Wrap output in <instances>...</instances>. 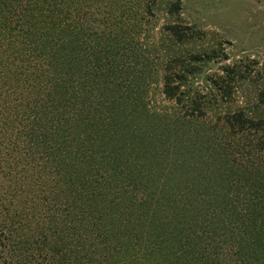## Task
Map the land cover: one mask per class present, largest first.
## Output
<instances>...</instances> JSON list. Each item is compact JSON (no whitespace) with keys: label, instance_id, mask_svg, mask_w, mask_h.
Here are the masks:
<instances>
[{"label":"trees","instance_id":"obj_1","mask_svg":"<svg viewBox=\"0 0 264 264\" xmlns=\"http://www.w3.org/2000/svg\"><path fill=\"white\" fill-rule=\"evenodd\" d=\"M154 1L143 0L142 13ZM132 6L0 0V264H264V163L243 152L239 169H211L202 158L220 147L226 161L227 146L205 129L185 135L189 120L230 100L236 64L205 75L212 89L201 97L193 81L213 53H178L195 29L164 24L153 51L162 55V94L176 109L161 116L141 105L130 114L132 91L144 89L141 70L154 66L143 56L148 64L135 67L132 13L143 15ZM129 117L144 153L121 169L130 162ZM216 118L230 134L264 132V117L241 109ZM249 142L264 150V139ZM180 143L197 148L191 166L186 150L167 157Z\"/></svg>","mask_w":264,"mask_h":264},{"label":"rangeland","instance_id":"obj_2","mask_svg":"<svg viewBox=\"0 0 264 264\" xmlns=\"http://www.w3.org/2000/svg\"><path fill=\"white\" fill-rule=\"evenodd\" d=\"M172 1L155 0L149 9L142 13L145 9L143 0L140 2L133 0L132 10L138 9V13L143 15L139 21L138 16L133 19L132 13V34L130 36H132V44H135L136 47L135 67L143 68L148 64L143 56L148 57L154 66L149 65L141 70L144 76L142 79L145 80L144 89L139 97H137L136 90L132 91V106L129 108V113L131 114L133 109L134 114L139 113L138 110L141 109V105H144L150 113L163 116L166 112L172 116L173 108L176 109V105L162 94L160 61L162 55L160 52H154L153 47H157L161 28L164 24L178 23L189 26L195 29V37L187 43L177 46L178 53L183 55H187L186 53L191 51L213 53L210 61L202 67V73L196 76L193 81V88L199 91V95L205 97L212 89L210 82L205 81V75L216 79L223 73L222 67L225 64L235 63L240 79L233 86L229 101L211 103L210 110L202 119L189 120L191 123L185 135L193 140L194 129L200 131L205 129L204 131L209 133L208 137H212L216 143H224L227 146L224 149L226 161L220 159V147L211 150L213 157L202 158L204 164L207 163L208 158L211 159L209 165L211 169H223L224 167L239 169L242 162L241 153L243 152L259 165H263L264 150L259 147L260 149L256 151L254 149L255 144H250L249 141L253 140L259 146L258 143L264 139V132H256V135L244 133V136L230 134L225 131L227 128L224 129L221 122L216 121V117L218 114L223 115L225 112H233L239 109L252 118L264 117V103L259 98L260 92L264 94V0H181V10L177 13H170L169 7ZM161 52L162 54L166 53ZM170 52L168 51V54ZM136 101H140L139 107L136 106ZM127 122L130 138L133 140L131 142L134 146L130 144V148L125 150L124 154L130 156L128 157L130 162L123 160L121 169H129L127 167L134 169L132 157L136 153L140 155L144 153L143 144L140 142L142 133L138 132L132 139V127L135 125V120L129 117ZM189 133L190 136H188ZM207 136L198 137L199 139L196 140L199 144L198 149H205L204 141ZM174 140L179 141L175 137ZM237 143L238 145H236ZM182 146L181 143L170 146V153L167 157H175L171 154L175 149L187 151L186 153L191 152L188 159L191 163L189 166H191V161L196 158L197 148L194 149V145L189 143L184 144V147L181 148ZM161 153L164 154V152ZM192 156L195 158L192 159ZM244 159L243 162H245Z\"/></svg>","mask_w":264,"mask_h":264}]
</instances>
